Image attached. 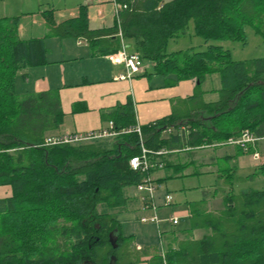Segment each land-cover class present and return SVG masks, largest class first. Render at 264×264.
I'll return each instance as SVG.
<instances>
[{
    "label": "trees",
    "instance_id": "16d2710c",
    "mask_svg": "<svg viewBox=\"0 0 264 264\" xmlns=\"http://www.w3.org/2000/svg\"><path fill=\"white\" fill-rule=\"evenodd\" d=\"M119 1L126 10L113 30L89 32L81 11L78 19L52 28L51 35L94 44L120 31L141 62L154 65L152 75L167 86L195 81L200 88L213 75L221 84L218 102L201 108L207 121L171 117L142 127L146 149L193 151L244 132L264 137V58L235 62L229 51L212 45L246 46V28L264 42V0ZM43 18L54 25L50 13ZM17 24V18L0 19V188L10 189V196L0 199V264L127 263L126 243L113 212L125 206V191L146 177L129 168L130 159L140 155V141L130 134L75 146H45V134L60 125L59 102L53 94L18 95V73L47 65V50L43 41H20ZM190 24L205 50L169 53V43L184 37ZM108 120L116 132L134 128L131 101ZM181 129L187 130V137L161 138L167 130ZM257 178L264 181V165L236 181ZM230 182L218 215H204L193 206L188 230L210 233L169 250V264H264V191L236 194Z\"/></svg>",
    "mask_w": 264,
    "mask_h": 264
},
{
    "label": "crops",
    "instance_id": "0c3cea01",
    "mask_svg": "<svg viewBox=\"0 0 264 264\" xmlns=\"http://www.w3.org/2000/svg\"><path fill=\"white\" fill-rule=\"evenodd\" d=\"M119 6L125 5L119 0H0V19H18L17 33L20 41H43L47 50V65L24 69L16 78V91L19 96H57L62 116L60 125L56 130L45 134L44 139L107 131L109 124L113 125L108 120L109 116L129 100L132 103L135 127L140 130L171 117L177 120L192 117L204 118L205 121L209 119L201 108L219 100L218 91L221 84L217 75L207 77L200 88L195 81L180 82L175 87H169L162 78L152 75L153 64L142 63L139 75L130 80L116 81L115 78L125 76L126 71L122 66H114L108 57L122 50L137 55L132 42L123 40L120 31L118 35L93 40L97 41L94 44L84 38H60L51 35L52 28L78 19L81 11L86 13L89 32L113 30L120 23L119 16L123 10L118 11ZM46 12L51 14L54 23L52 27L43 18V13ZM113 51L117 53L104 55ZM208 80L214 85L210 90L205 89ZM208 97H214L215 101H207ZM176 134L185 138L189 133L185 129L167 130L161 138L166 140ZM205 150L208 149L161 150L165 152L164 156L154 161L151 158V161L162 165L161 169L150 173V178L161 187L157 193L169 194L173 202L174 195L178 193V205L176 208L171 207L169 213L162 209L156 197L154 213L150 208L152 201L140 194L137 187L125 191L126 204L113 212L114 218L132 210L151 213L157 218L159 213L162 219L160 223L164 227L160 228V223L158 227L150 223L155 226L158 239L139 244L134 240L130 241L134 236L131 234L129 222H117L122 231L120 236L126 243L123 251L129 255L127 263L124 261L121 264H157L155 259L159 258L161 248H164L166 253L169 250L177 251L186 242L198 241L207 236L210 233L207 229L192 232L188 230L193 206L200 207L204 215H218L231 188L229 181H232L230 183L235 192L239 184L245 183L236 180L250 176H239V172L253 170V174L264 165L263 142L257 144L255 150L252 149L248 155L235 147ZM255 151L262 157L261 163L252 160L251 154ZM245 156L248 157L247 160ZM229 163H232L231 167L225 168L224 164ZM210 177L212 182H202ZM258 179L261 178L256 180ZM219 183L223 185L224 190L223 196L217 197ZM9 196L8 187L0 188V199ZM174 217L179 219L176 227L168 223ZM111 264H119V261L112 260Z\"/></svg>",
    "mask_w": 264,
    "mask_h": 264
},
{
    "label": "built area",
    "instance_id": "2783aa9c",
    "mask_svg": "<svg viewBox=\"0 0 264 264\" xmlns=\"http://www.w3.org/2000/svg\"><path fill=\"white\" fill-rule=\"evenodd\" d=\"M89 1V0H85ZM120 10H126L125 6L118 7V11ZM121 36V35H120ZM109 61L114 66H122L124 70L126 71L125 76H118L115 78L116 81H124V80H130L134 76L139 75L142 69V62L138 55L134 54H128L126 51L122 50L120 53L108 57ZM134 134L137 135L139 141H140V155L133 157L129 161V168L134 172H141L146 175L145 179L142 181L141 184L137 186V191L142 194L144 197H147L150 199V202L152 201L150 208L152 211L156 210V205L154 203V197L157 192L161 189V187L150 178V173L153 172L155 169H161L162 165L157 162L151 161V158H159L165 155V152L159 151V152H151L148 149H146L143 145V137L141 134V130L138 127L131 128L126 131L116 132L114 131V127L112 124H109V128L107 131L104 132H90L84 135H69V136H63V137H56V138H48L45 140V146L52 147V146H75V145H81L86 144L102 139H111L118 137L120 135H130ZM264 143V138H258L253 135H251L248 132H244L241 134V136L237 139L231 138L228 139L226 142H223L221 144H215L208 146L210 148H223V147H235L239 148L243 153H247L250 150H255V147L259 143ZM207 147V146H206ZM251 158L253 161L257 163L262 162V157L258 152H254L251 154ZM172 201V198L170 196H165L164 198V204L169 205ZM141 223H147V219H141ZM150 223L155 224V226L158 227L160 221L158 220L157 216L154 215L152 219H150ZM168 223L176 227L179 224V219L174 217L171 218ZM159 233V238H160ZM159 259L161 260V264H169L166 258V251L164 248L160 249L159 252Z\"/></svg>",
    "mask_w": 264,
    "mask_h": 264
},
{
    "label": "rangeland",
    "instance_id": "374dc122",
    "mask_svg": "<svg viewBox=\"0 0 264 264\" xmlns=\"http://www.w3.org/2000/svg\"><path fill=\"white\" fill-rule=\"evenodd\" d=\"M245 34H246V38H247V44L246 46H242L241 44H237V43H233V42H226V43H212V45H216V46H222L225 50L229 51L231 54V58L233 61L235 62H240V61H249V60H253V59H260V58H264V42L261 38L257 37L254 32L252 31L251 28H246L245 29ZM194 49L195 51H203L206 48V45H204L203 41L197 37L194 36L193 34V25L190 24L189 26V30L187 31L186 35L182 38H179L176 41L170 42L169 43V47H168V52L173 53L174 51H185L187 49ZM216 80L217 77H215ZM215 80V79H214ZM214 87V85L212 86V84L210 83V81L208 80V82L205 85V89L210 90L209 88ZM214 97H208L207 101H215L213 99ZM210 147H200L198 148L200 151L204 150V149H208V150H212L209 149ZM226 148V147H223ZM216 149V148H213ZM205 150V151H208ZM243 158V157H241ZM247 156H245V160H247ZM250 160V159H249ZM248 160V161H249ZM232 163L230 164H224L225 168H228L229 166L231 167ZM253 172V170H247L245 173L243 172H239V176H249L251 175ZM202 182L208 183V182H212L211 177L208 179H204ZM218 191H217V197L223 196V185L221 183L218 184L217 186ZM163 190V187H162ZM250 192V191H264V181L263 179H258L255 181H249V182H245L242 184H239L235 190V193H239V192ZM160 194L162 195V197H159ZM168 194V193H167ZM176 195H178V193H176L174 195V201H172L171 204L169 205H165L164 204V197L165 196H170L169 194L166 195V193L161 192V193H156L155 197L158 198V202L161 205L162 209L167 213H169L170 208H176V206L178 205V201H177V197ZM157 200V199H156ZM158 204V205H159ZM171 208V209H172ZM153 217V214L151 213H144L142 211L138 210H132L129 211V213L127 214H123L122 216H116L115 218L117 219L116 221L118 223H123V222H129L130 226L129 228H131V234H133V238H131L130 241L134 240L136 243L139 244H143L144 241L149 242H153L156 241V238L158 239V235H157V231L155 229L154 225H150V219ZM158 220L160 221L161 216L158 213ZM141 219H147L148 222L146 224H142L140 223ZM162 220V219H161ZM164 225L160 223V228L163 229ZM126 231H127V227H126ZM122 231H120L121 233ZM159 243V242H158Z\"/></svg>",
    "mask_w": 264,
    "mask_h": 264
}]
</instances>
